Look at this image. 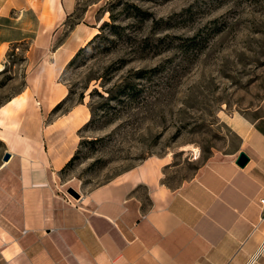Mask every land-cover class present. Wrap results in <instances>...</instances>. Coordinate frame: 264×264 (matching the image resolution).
I'll return each instance as SVG.
<instances>
[{
  "label": "rangeland",
  "instance_id": "rangeland-1",
  "mask_svg": "<svg viewBox=\"0 0 264 264\" xmlns=\"http://www.w3.org/2000/svg\"><path fill=\"white\" fill-rule=\"evenodd\" d=\"M81 29L94 36L55 72ZM25 85L15 125L63 95L43 122L72 108L87 119L57 193L75 199L149 161L177 185L222 147L231 115L264 103V0H76L54 25L43 0H0V105Z\"/></svg>",
  "mask_w": 264,
  "mask_h": 264
},
{
  "label": "crops",
  "instance_id": "crops-1",
  "mask_svg": "<svg viewBox=\"0 0 264 264\" xmlns=\"http://www.w3.org/2000/svg\"><path fill=\"white\" fill-rule=\"evenodd\" d=\"M43 3L54 25L76 0ZM75 31L58 46L55 72L71 57L61 51L74 54L90 37ZM29 94L25 85L0 105V264H264V103L231 115L222 147L179 184L160 181L149 161L72 199L57 190L87 119L72 108L43 122L63 95L38 108V122L15 125Z\"/></svg>",
  "mask_w": 264,
  "mask_h": 264
},
{
  "label": "bare ground",
  "instance_id": "bare-ground-1",
  "mask_svg": "<svg viewBox=\"0 0 264 264\" xmlns=\"http://www.w3.org/2000/svg\"><path fill=\"white\" fill-rule=\"evenodd\" d=\"M94 36V34L90 35V37L88 38L87 41H89L92 37ZM22 99L23 97H13L11 98L8 102L10 105H14V106H19L21 103H22ZM8 106V105H7ZM10 107V106H9ZM5 109V108H4ZM7 109V108H6ZM6 111V110H5ZM1 112V111H0ZM183 151H186V152H192V156L194 155V159H197L199 158L200 156V152H199V149L196 148V147H193L191 145L189 146H186L185 149H182Z\"/></svg>",
  "mask_w": 264,
  "mask_h": 264
},
{
  "label": "water",
  "instance_id": "water-1",
  "mask_svg": "<svg viewBox=\"0 0 264 264\" xmlns=\"http://www.w3.org/2000/svg\"><path fill=\"white\" fill-rule=\"evenodd\" d=\"M8 157H9V155H8V154H5L4 157H3V159H4V160H7ZM248 159H249V158H248V156H247L245 153L240 152V153L238 154L237 158H236L235 163H236V165H238L239 167H244V166L246 165V163L248 162ZM70 192H71L75 197L78 196V194H77L75 191L70 190Z\"/></svg>",
  "mask_w": 264,
  "mask_h": 264
},
{
  "label": "built area",
  "instance_id": "built-area-1",
  "mask_svg": "<svg viewBox=\"0 0 264 264\" xmlns=\"http://www.w3.org/2000/svg\"><path fill=\"white\" fill-rule=\"evenodd\" d=\"M259 205H260V208H261L260 221H262V220H264V197L259 199ZM262 251H264V239L262 240L261 244L259 245L256 254H259Z\"/></svg>",
  "mask_w": 264,
  "mask_h": 264
},
{
  "label": "trees",
  "instance_id": "trees-1",
  "mask_svg": "<svg viewBox=\"0 0 264 264\" xmlns=\"http://www.w3.org/2000/svg\"><path fill=\"white\" fill-rule=\"evenodd\" d=\"M136 11H141L139 8L135 7ZM75 157V155L67 162V166L72 162L73 158Z\"/></svg>",
  "mask_w": 264,
  "mask_h": 264
}]
</instances>
